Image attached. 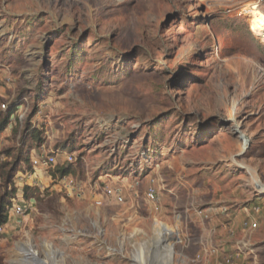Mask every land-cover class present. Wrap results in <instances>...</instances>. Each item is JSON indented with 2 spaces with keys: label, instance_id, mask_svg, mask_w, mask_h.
Here are the masks:
<instances>
[{
  "label": "rangeland",
  "instance_id": "1",
  "mask_svg": "<svg viewBox=\"0 0 264 264\" xmlns=\"http://www.w3.org/2000/svg\"><path fill=\"white\" fill-rule=\"evenodd\" d=\"M254 1L0 0V106L20 97L0 171L26 122L46 155L62 152L38 168V186L25 174L40 146L12 175L11 205L24 212L10 208L0 264H222L237 253L264 264V31L253 25L264 1ZM72 46L80 62L68 67ZM67 177L79 192L65 191ZM99 177H119L123 203L91 190Z\"/></svg>",
  "mask_w": 264,
  "mask_h": 264
},
{
  "label": "trees",
  "instance_id": "2",
  "mask_svg": "<svg viewBox=\"0 0 264 264\" xmlns=\"http://www.w3.org/2000/svg\"><path fill=\"white\" fill-rule=\"evenodd\" d=\"M70 51V52H69ZM68 53L66 54V57L69 61H71L69 64L70 66L68 67H74L76 63H79V57L78 54L75 55L74 47L72 46L71 50H69ZM75 56L77 59H75ZM79 61V62H78ZM41 86V84L37 85ZM38 87V88H39ZM37 97V96H36ZM20 99L17 98L14 102L9 104L7 106V109L4 111V113L0 116V133L4 132L10 125L13 116L15 115L17 108H18V100ZM39 98H35V105H34V112L37 111V104L40 103L38 102ZM32 115V116H33ZM20 131V137L16 142V145L14 149L16 150V154L14 156H10L9 153L6 156V158L11 159L10 162L4 163L2 165V169L0 171V181H2L5 185L4 191L2 195L0 196V229L4 226L7 225L8 223V218H9V211L11 208V199L13 198V191H9L11 186H9V182L12 178V175L17 171V167L19 163H25L28 161V153L30 150L35 146L38 147L42 144L43 138L42 136V131L39 129H35L30 125V122H26L22 127L20 126L19 128ZM150 158V157H148ZM61 176H66L70 174L71 168L70 166H65L62 167L58 171ZM37 190V189H35ZM24 191L26 193L31 192L30 187H25Z\"/></svg>",
  "mask_w": 264,
  "mask_h": 264
},
{
  "label": "built area",
  "instance_id": "3",
  "mask_svg": "<svg viewBox=\"0 0 264 264\" xmlns=\"http://www.w3.org/2000/svg\"><path fill=\"white\" fill-rule=\"evenodd\" d=\"M263 1L264 0H255L253 3L254 4H258V3L263 2ZM253 7H255V6H253ZM255 9H256V7H255ZM243 11H244V9L242 10L240 8V10L237 13V15H239V16L243 15ZM226 13L227 14H231L232 11L227 10ZM7 106H8V104H2L0 106V108L2 110H6ZM41 110H42L41 107H39L34 115L40 114ZM36 129H38V128H36ZM44 147H45L44 145L39 147V151L41 153L39 156L30 157V158H32L31 161H30V164H31L30 167H31V171H33V172L25 174V177L27 178L26 181H30V183L33 186H38V184L34 181V179H32L35 170L38 169V168H43L44 170H46L48 168L54 167L56 165V157L58 156V154L62 153V152L61 153H57L55 151V152H50V154L46 155V153H45L46 150L44 149ZM33 149H34V147L30 150V152H32ZM43 154H44V156H43ZM75 162H76V158L74 156V153L65 154L64 163L71 165V164H73ZM62 183L64 184L65 191L69 195L70 194H75V193L80 191V187L76 184V181L72 177H67L66 179H63ZM101 187L102 188H100V191L106 198H109V199L113 200L116 203H120V204L123 203V198H122V195L120 193V190L113 189V188H111V187H109L107 185H103ZM146 197H147V199L150 202L154 203L156 201V199H155L156 194H155V191H154V189L152 187H150L146 191ZM252 211H253V213L258 214L259 211H260V208L258 206H253L252 207ZM11 212H12V215H14V216H20L24 212V207L20 203H14L12 205V207H11ZM242 226H243V229H247V230L251 231V230L257 229L258 224H257L256 221L255 222H251V221L247 222V221H245V222H243ZM0 231H1V229H0ZM222 264H235L234 256L233 255H228V256L224 257Z\"/></svg>",
  "mask_w": 264,
  "mask_h": 264
},
{
  "label": "crops",
  "instance_id": "4",
  "mask_svg": "<svg viewBox=\"0 0 264 264\" xmlns=\"http://www.w3.org/2000/svg\"><path fill=\"white\" fill-rule=\"evenodd\" d=\"M42 105H43V103L42 102H40V103H38L37 104V106H38V108L39 107H41L42 108ZM37 108V109H38ZM63 155H65V153H63ZM65 158V157H64ZM63 162H64V159H63ZM64 164H66V163H64ZM69 165V164H68ZM40 170V169H39ZM78 174H74L73 176L75 177V179L78 177L77 176ZM114 178H117L116 180H120L119 179V177H113L111 180H106V181H108L109 182V184H108V182H107V186H109V187H113L112 186V183H114L116 180L114 179ZM32 179H34V181L37 183V184H40V181H41V177H40V175H39V171H38V169H36L35 170V172H34V175H33V178ZM102 180H104V179H102L101 177H99L98 178V180L96 181V182H94L93 184H92V186L90 187L91 188V190H95V191H99L100 190V187H101V184H103L102 183ZM100 181V182H99ZM105 180H104V182H106ZM89 182V181H88ZM30 186V185H29ZM89 186H90V183H89ZM132 207V206H131ZM236 227H237V225H236ZM261 227L262 228H260V232L262 231V229L264 228V215L261 217ZM262 242H264V239L262 240ZM261 241H260V244L262 243ZM259 244V245H260ZM251 253V252H250ZM234 256V255H233ZM242 256V254H240V253H237L235 256H234V259H235V264H238V262L236 263V260H238V258L239 259H243V257H241ZM217 260L219 261V260H221V259H219L218 257L216 258V263H217ZM204 264H208V262H209V257L208 258H203V261H202ZM222 263H223V260L221 261Z\"/></svg>",
  "mask_w": 264,
  "mask_h": 264
},
{
  "label": "bare ground",
  "instance_id": "5",
  "mask_svg": "<svg viewBox=\"0 0 264 264\" xmlns=\"http://www.w3.org/2000/svg\"><path fill=\"white\" fill-rule=\"evenodd\" d=\"M253 16L255 17V19L253 20V25H254L255 29L260 31V32H263L264 31V16H262L256 12H253ZM164 237H168V236L165 235ZM168 238H171V237H168ZM30 251L32 252L33 255L36 254V252L33 251L32 249Z\"/></svg>",
  "mask_w": 264,
  "mask_h": 264
}]
</instances>
